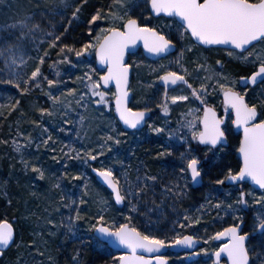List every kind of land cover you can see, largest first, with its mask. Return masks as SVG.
Segmentation results:
<instances>
[{"label": "rangeland", "instance_id": "1", "mask_svg": "<svg viewBox=\"0 0 264 264\" xmlns=\"http://www.w3.org/2000/svg\"><path fill=\"white\" fill-rule=\"evenodd\" d=\"M83 4V0H0V25H10L25 13H31L33 22H38L41 25V30L35 32L36 39L29 38L25 45L26 66H20L18 69L22 77L21 88L26 86L23 79H27L37 65L40 66L42 73L39 81V85L42 87L27 85L29 91L22 92L15 86V83H8L15 77L9 74L4 66L3 57H0V116L7 119L8 115L15 113L17 119L13 120L14 122L16 120L15 124L13 122L9 126L8 139H2L3 144L9 145L11 148L13 160L11 161L10 178L16 185L17 193L11 195L6 192L5 185H1L3 197L6 199L4 210H10L12 215L10 222L14 224L16 231L12 252L7 257H4L3 254L0 255V264H90L85 256L88 249L97 251L99 255L103 256L107 260L105 264H116L120 254L100 242L94 236V229L90 227V224L95 222L94 217L101 212L109 219H114L118 224L125 223L130 214L137 211V209L131 208V203H137L140 199L134 200L132 196H128L122 207H116L111 193L96 181L90 173V169L111 165L122 185L125 183V172H127V179L134 185L144 184L145 172L141 173L137 168L140 165H132L130 158L133 156L135 145L147 137L157 138L156 141L164 145L162 151L171 147L180 153L185 151L190 143L194 153L201 159L203 183L195 189V194L190 193L192 212L191 214L189 211L187 213L186 208L181 211L184 218L185 216L191 218L188 220L189 227H187L193 230L190 234L202 237L203 246L198 251L200 257L196 261L188 263L185 261L186 254L167 253L165 256L168 258L169 264H212V252L206 254L200 250L204 248L215 250L221 244L209 240L208 237L213 236L218 231L217 229L225 223H240L241 220L246 223L244 232H249L250 237H253L250 250L254 253L264 251V235L258 232L253 234L256 214L262 209L254 204L252 196V193H255V198H258L260 195H264V191L246 188L244 192L248 193L246 196L248 203L243 205L237 203L240 193L236 191L237 188L229 186L228 181L223 184L216 183L223 177L228 167L236 168L232 152L227 151L226 146L222 145L211 147V150H209L210 147L202 148L199 142L190 138V131L186 124L181 127L185 120H192L193 115L202 114L198 100L190 97L189 101L169 104L171 111L163 112L160 105L164 101L165 88L156 78L169 70L185 74L181 67L182 64L190 74L188 77L190 83L195 86L200 83L211 85L215 84V80L205 81L203 79L205 76L224 73L231 79L238 80L240 71L244 70L246 73L244 76H248L255 70V66L239 59L236 53L229 56L228 52L232 50L205 49L196 45L192 40L181 41L179 31L183 29L178 31V26L173 27L169 36L177 46L173 54L156 61L147 59L140 50L129 56V64L133 65L130 80L132 96L130 107H149L155 111L142 130L125 132L114 113L115 96L112 94L115 91L113 87L100 88V90L109 93L108 104H97L98 96H86L80 103H77V100L80 99L79 96L70 95L67 91L71 88H76L78 92L87 90L85 88L86 81L78 80L77 77L82 78L89 71V65L95 69L94 76L97 78L103 73L95 68V51L89 53L88 59L80 63L77 61L81 57H76L74 52L67 57L71 63H68L64 54L60 53V48L64 44L69 45L70 40L67 38V33L73 26V22L77 21ZM77 5H80V11L76 17H73L72 12ZM143 7L144 4L140 3L139 7L134 9V14H139ZM53 8L55 11H52ZM145 15L147 14L145 13ZM99 22L100 29L111 24V20ZM151 24L159 28L160 25H175L176 21L161 16L159 19L153 17ZM9 31L15 32V30L4 29V35L8 36ZM61 33L63 35L60 41H57V45L49 47L54 35ZM15 34L18 35V32ZM188 45H194V47L189 50L186 47ZM256 48L259 50L264 48V45H257ZM40 56H45L42 64L39 61ZM49 56H52V59ZM46 58H49V64L45 61ZM177 60L180 63H177ZM217 60L223 61V64L217 65ZM197 64L205 65L206 70L198 69ZM48 79L58 80L62 83L49 86ZM221 82H223L222 79ZM262 87L264 84L255 86L256 93H259ZM237 88L241 92L243 91L239 84H237ZM49 91L54 96H61V100L54 104L48 95ZM181 94H189L186 86L180 85L168 89L169 98L172 95ZM24 97H26L24 102L28 103L29 112L26 116H20L22 115L23 106L21 103ZM206 99L208 104L214 105L216 108L223 106L222 93L218 90L213 93L211 87L208 89ZM17 100H19V104L12 108L11 105L15 104ZM40 108L51 109V114L41 113ZM190 108L199 111L193 115L182 116V113L186 114ZM165 123L169 129L178 130L177 134L168 137L167 132L161 134L152 131L151 125L163 126ZM229 126L231 134H228V137L230 136L229 139L233 140L234 143L231 146L237 151L238 134L232 133L234 132L232 122ZM20 133L23 135L21 136ZM108 133L116 135L121 143L113 144L111 149L105 147L103 155H98L95 161L91 160L88 150L92 149L93 154L100 151L99 145L104 142ZM49 135L51 140L45 145L44 141ZM181 135L188 137V142L180 140ZM29 136L32 138L31 141H28ZM13 140L23 143L24 146L20 152L16 151ZM69 146H71V151ZM81 149L84 151H80ZM77 153H79V158H77ZM22 158L30 163H37L45 171L44 178L41 179L31 166L25 169ZM179 161L183 163L180 155ZM178 173L182 187L185 189L188 186L191 187L190 176L185 178L180 171ZM151 174L153 175L149 176H156L154 173ZM0 182L2 183V179ZM147 183L149 186H158L160 189H164L161 187L162 182L158 180V177L155 182L149 180ZM54 185L59 186L54 187ZM62 195L64 196L63 200H61ZM183 196H185L184 193ZM101 198L104 199L107 207L101 203ZM81 199L85 201L84 204L80 203ZM9 201H11L10 204ZM217 201L221 202L219 208L215 207ZM125 202L129 205L128 208H124ZM68 204L72 206L66 207ZM228 204L237 207L239 215L231 210L226 212ZM77 209L80 211L81 219L74 220V227L70 230L68 227L69 218L76 215ZM196 219L199 220L198 224L191 222ZM50 221L55 223H50ZM31 241H35V243L32 244ZM256 264H259V261H256Z\"/></svg>", "mask_w": 264, "mask_h": 264}, {"label": "snow or ice", "instance_id": "2", "mask_svg": "<svg viewBox=\"0 0 264 264\" xmlns=\"http://www.w3.org/2000/svg\"><path fill=\"white\" fill-rule=\"evenodd\" d=\"M140 3H143L144 7L140 9L139 14H134V9L139 7ZM52 11H55V8ZM79 11L80 5H77L72 16L76 17ZM161 14H167L166 19L176 21V24L160 25L159 28L151 24V19L153 17L159 19ZM177 17L179 20L176 19ZM102 20H111V24L106 28H101L94 40L83 43L79 49L74 45L64 44L60 48V53L64 54L68 63H71V60L67 59L71 53L74 52L76 57H82L95 51L99 61L106 65L107 71L97 78L94 76L95 69L89 65V71L82 78L77 77L78 80L86 81L85 88L87 90L78 92L76 88H71L67 91L70 95L79 96L80 99L77 100V103H80L86 96H98L97 104H108L110 95L100 90L101 84L106 85L115 81L116 92L112 94L115 96V112L117 118L130 129H137L140 125L146 124L151 113L149 107H129V93L131 91L129 73L133 65L127 63L125 57L130 48L135 46L138 41H143L144 48L152 54L166 53L174 47L173 40L169 38L171 29L178 26V31L183 29L179 31L181 41L194 38L196 43L202 45L232 46V51L228 52L229 56L236 53L239 59L255 66V70L249 76H241L238 80L231 79L224 73L205 76L203 78L205 81L215 80V84L211 85L200 83L195 86L190 83L188 78L190 74L182 64L181 67L185 74L182 75L178 71L169 70L156 78L163 81L165 86L164 101L160 105L163 112L171 111L169 104L186 102L189 101L190 97L201 103L203 114L193 115L199 110L190 108L186 114L182 113V116L193 115V119L185 120L181 127L186 124L190 131V138L204 146H217L227 140L228 119L231 118L230 113L234 114V119H231V122L237 129H242L243 133L238 141L240 156L238 170L228 167L226 173L216 183L223 184L225 181L241 183L246 178H250L260 189H264V87L260 89L259 93H256L254 87L257 84H264V48L259 50L256 48L257 45H264V0H112V4L108 6L107 10L104 8L97 9L88 23L93 25ZM4 29L15 30L18 35L14 31H9L8 36H5ZM39 30H41V25L38 22H33L31 13H25L10 25H0V57H3L4 66L9 74L15 77L8 83H15V86L22 92L29 91L27 85L38 86L42 76L41 68L37 65L28 78L23 79L26 86L21 88L22 77L18 69L20 66H26L25 45L29 38L36 39L35 32ZM88 31L92 32V27H89ZM62 35L63 33L54 35L49 47L56 46ZM186 47L191 50L194 45ZM44 58L45 56L39 57L41 64L44 62ZM176 62L180 63L179 60ZM216 64L222 65L223 61L217 60ZM196 67L206 70L203 64H197ZM47 83L49 86H55L62 82L48 79ZM178 84L185 85L189 94L172 95L169 98V86ZM237 84L243 89L242 92L238 90ZM39 86L42 87V85ZM209 87L212 88L213 93L217 90L222 93L224 116L218 115L216 107L207 103L206 97ZM48 95L54 104L61 100V96H54L51 91L48 92ZM18 104L19 100L11 107L15 108ZM39 111L43 114H51L49 108H40ZM151 127L152 131L156 133L167 132L168 137H173L178 131L169 129L166 123L163 126L153 124ZM20 135L22 136L23 133ZM31 139L29 136L28 141ZM179 139L188 142V137L184 135H181ZM50 140L51 136L49 135L44 144L47 145ZM109 141L112 143H108ZM120 143L121 140L116 135L108 133L104 142L99 145L100 151L93 154V150L89 149L88 154L91 156V160L95 161L98 155H103L105 147L111 149L113 144L119 145ZM13 144L18 152L24 146L18 140H13ZM69 150H72L71 146H69ZM80 151H84V149ZM171 152L172 149L169 147L157 155H167ZM179 155L184 164L179 170L180 173L185 178L190 176L192 181L198 182L199 178L202 177V165L201 159L194 153L192 145L188 143V147ZM77 158H79V153H77ZM22 163L25 169L31 166L41 179L44 178L45 171L37 163H30L23 158ZM95 171L110 186L117 203L124 202L128 196H132L134 200H139L149 186L147 181L155 182L157 180L156 176H149L145 173L143 177L145 183L134 185L127 179V172H125V183L122 185L111 165L97 168ZM58 186L54 185V187ZM179 187L176 181L172 182L171 187L165 185V195L169 192H176ZM179 194H182V191ZM247 195L248 193L241 191L237 203L247 205ZM252 196L254 197V204L262 209L256 214L253 234L258 232L264 235V195L255 198V193H252ZM63 199L64 196L62 195L61 200ZM10 203L11 201H9ZM80 203L84 204L85 201L81 199ZM101 203L107 207L103 198H101ZM71 206V204L66 205V207ZM130 206L132 209L137 208L136 203H131ZM220 206L221 202L217 201L215 207L219 208ZM228 210L239 215L238 208L233 207L232 204L226 206L225 211ZM80 219V211L77 209L76 215L69 218V229H73L74 220ZM190 219V217H185V220L180 222L181 227H189L188 220ZM94 220L95 222L91 223L90 227L100 233L101 238H107L113 244L125 246L126 250L119 255L116 264H168V258L165 256L139 255L138 253L143 250L152 254L171 245L192 246L197 239H202V237L179 233L172 236L167 233L161 235L149 230V228L154 227L151 221H149V228L141 231L140 228L131 224V216L128 217V222L118 224L114 219H109L101 212L94 217ZM191 222L198 224L199 220L196 219ZM50 223L55 222L50 221ZM242 224V220L240 223H233L208 237L209 240H219L221 237L228 238L227 243L221 244L215 250L208 248L200 250L206 254L212 252L215 257L212 264H224V259H226L227 264H256V261H259V264H264V251L254 253L250 250L247 244L250 234L243 231ZM15 231L14 224L7 217L0 219V255L14 242ZM30 243L34 244L35 241ZM194 254L198 253H186V255Z\"/></svg>", "mask_w": 264, "mask_h": 264}, {"label": "trees", "instance_id": "3", "mask_svg": "<svg viewBox=\"0 0 264 264\" xmlns=\"http://www.w3.org/2000/svg\"><path fill=\"white\" fill-rule=\"evenodd\" d=\"M83 2L84 4L81 8V12L77 16V21L73 22V26L67 33V38L70 40L69 45H74L77 49L81 48L83 43L95 39L97 33L100 31V22L89 25L88 21L91 20V16L95 14L97 9H105L112 3V0H83ZM89 27H92V32L88 31ZM88 54L89 53L82 56L80 60L77 61V63L86 61L88 59ZM51 57L52 56H49V58ZM49 58L45 59L47 64H49ZM238 74L241 77L246 73L244 70H242ZM25 98L26 97L22 99L21 105L23 106V110L21 109L22 115L20 116H26L29 112V106L27 105L28 103L24 102ZM14 119H16L15 113L8 115L7 119L0 116V180L2 179V183L0 182V219L7 217L9 221L12 219V215L10 214V210H4L6 199L3 197V187L1 185L4 184L6 192L11 195H15L17 192L16 185L10 178L12 166L11 161L13 160V158H11V148L9 145L7 146V144H3L2 139H8L10 135L9 126L14 122ZM156 139H154V137H147L142 142L136 144L135 148H133V156H131L130 161L132 165H140V167L137 168L140 169L141 173L145 172L148 175H153L151 173H154L158 177V180L162 182V188H164L165 185L171 187L173 181L178 182L180 187L176 192H169L167 195H165L164 189H160L158 186H148L145 191L147 193H144V195L140 198V201L136 203V213L132 212L130 214L131 224L140 228L141 231H144L146 228H149V221H151L154 227L149 228V230L158 232L161 235L164 233H167L169 236H172L176 233L182 235H191L190 232L193 231L191 228H182L180 226V222L185 220L181 211L186 208L187 213L189 211V214H191V208L193 206L190 205V193L195 194L196 190L192 189L190 186H188L186 189L182 187L183 185L178 171L181 167H183V164L179 163V152L172 149L171 154L158 156L157 153L163 152L162 149L164 145L161 142L156 141ZM232 141L233 140L231 139L228 140V145L225 149L232 152L234 162L236 163L235 167L237 168L239 160L236 154L237 151H235L234 147L232 148L234 143ZM229 186L237 188L238 190L236 191L239 192L244 191L249 187L247 183L243 182L235 183ZM181 191L182 194H179ZM183 193L185 196H183ZM125 207H129L126 202L124 208ZM130 212L131 211L129 210V213ZM126 222H128V219L125 220V223ZM229 225L231 224L225 223L217 230L220 231ZM252 241L253 237L250 238L247 243L249 247L252 245ZM11 252L12 246L3 252L4 257L9 256ZM85 256L88 258V262L90 264H105V261H107L105 258H103V256L99 255L97 251H92L90 249L86 250Z\"/></svg>", "mask_w": 264, "mask_h": 264}, {"label": "water", "instance_id": "4", "mask_svg": "<svg viewBox=\"0 0 264 264\" xmlns=\"http://www.w3.org/2000/svg\"><path fill=\"white\" fill-rule=\"evenodd\" d=\"M167 14H161L160 17H166ZM177 20H179V18L177 17L176 18ZM196 45L202 47V48H205V49H209V48H220V49H225V50H232V46H228V47H225V46H220V45H202V44H199V43H196L194 41V38L191 39ZM176 44L174 43V47L170 48L168 50V52L166 53H161V54H152L150 52H148L147 49L144 48L143 46V41H138L137 44L135 46H133L132 48H130L129 50V53L126 54V57H125V60L127 62L128 60V56L129 55H132L134 53H136L137 51H141L142 54L149 60L151 61H156V60H159V59H163L171 54H173L175 51H176ZM239 51V50H237ZM94 63H95V68L96 70L100 71V72H106L107 71V67L106 65L102 64L99 59L97 58L95 52H94ZM102 73V74H103ZM131 75H132V69L130 70V73H129V82L131 80ZM249 76V75H248ZM160 84L161 85H164V82L160 80ZM179 85V84H178ZM259 85V84H257ZM256 85V86H257ZM173 86H176V85H173ZM173 86H169V87H173ZM101 87L103 89H108L109 87H113L114 88V91L116 92V87H115V81H111L110 83L104 85V84H101ZM255 87V86H254ZM131 92L129 93V107H130V101H131ZM222 100H223V97H222ZM113 107H114V113H115V116H116V119L117 121L119 122L121 128L125 131V132H132V131H137V130H141L145 127L146 124H142L140 125L137 129H130L128 128L126 125L123 124L122 121H120L118 118H117V113L115 112V99L113 101ZM152 116V111L151 113L149 114V118L148 120L150 119V117ZM233 117H234V114H233ZM233 127H234V130L237 132V133H241V136H242V129H237V127L233 124ZM228 144V141H224L220 144H218L217 146L219 145H222V146H227ZM237 157L238 159L240 160V156H239V153H238V149H237ZM95 169L97 168H91L90 169V172L91 174L95 177L96 181L101 185L103 186L104 188H106L112 195V199L116 205V207L120 208L123 206L124 202H121V203H117L115 202V197H114V193L112 192L110 186L107 185V183L105 181H103L102 177L99 176V174L95 171ZM235 181H229V183H233ZM243 182H247V184L253 188V189H256V190H264V189H260L259 186L257 184H255V182H253L250 178H246L245 181ZM202 185V178H199L198 182L196 181H192V187L194 189L196 188H199L200 186ZM244 227V223L242 224V229ZM93 234L94 236L102 243L106 244L110 249H112L114 252L116 253H119L121 254L123 251H125V246L124 245H119V244H113L110 242V240H108L107 238H101V234L96 232L95 230H93ZM227 240L228 238L227 237H221L219 240H214L215 243H221V244H225L227 243ZM13 243H11L6 249L8 250L11 246H12ZM203 245V241L201 239H197L196 243L192 246H186V245H171V246H168V247H165L164 249L160 250L159 252H155V253H152V254H149V253H146L145 251L141 250L138 254L139 255H154V256H165V254L170 251L172 253H176V254H181L183 252H191V253H197V250L200 249ZM199 257V254H194V255H190L186 258V261L189 262V261H194L196 260L197 258ZM213 259H215L214 255H213ZM168 264H169V260H168ZM224 264H227V261L226 259H224Z\"/></svg>", "mask_w": 264, "mask_h": 264}, {"label": "flooded vegetation", "instance_id": "5", "mask_svg": "<svg viewBox=\"0 0 264 264\" xmlns=\"http://www.w3.org/2000/svg\"><path fill=\"white\" fill-rule=\"evenodd\" d=\"M130 56V55H129ZM129 56H128V60H127V63H129ZM180 85H183V84H179V85H176V86H173V87H177V86H180ZM162 86H164V85H162ZM183 86H185V85H183ZM173 87H169V88H173ZM164 88H165V86H164ZM168 88V89H169ZM223 103V102H222ZM199 104H200V108L202 109V105H201V103L199 102ZM216 110H217V114L218 115H221V116H224V104H223V106H222V108H216ZM151 111H152V114L154 113V109H151ZM203 114V113H202ZM201 114V115H202ZM230 116H231V118L230 119H228V126H227V128H226V133H227V141L229 140V137H228V134H231V132L229 131V129L228 128H230V123H231V119H234V117H233V114L232 113H230ZM232 126H233V124H232ZM233 130H234V127H233ZM138 131V130H137ZM132 132H134V131H132ZM234 135H236V134H238L237 136H238V141H239V139H240V137H241V133L239 132V133H237L235 130H234V132H232ZM200 144V143H199ZM200 145H202V144H200ZM239 146V145H238ZM206 147H216V146H204V145H202V148H206ZM176 149V148H175ZM238 149V148H237ZM180 154V153H179ZM236 154H237V152H236ZM238 158V157H237ZM240 161V160H239ZM179 163H181L180 161H179ZM183 164V163H182ZM183 166H184V164H183ZM202 178V177H201ZM229 182V181H228ZM202 183H203V179H202ZM235 183H237V182H233V183H229V185H232V184H235ZM243 183H247V182H243ZM248 185V184H247ZM249 186V185H248ZM191 187H192V180H191ZM250 187V186H249ZM193 188V187H192ZM251 188V187H250ZM194 189V188H193ZM253 189V188H252ZM256 190V189H255ZM264 191V190H263ZM243 223H244V227H245V225H246V223H245V221L243 220ZM244 227H243V231H244ZM251 238V237H250ZM249 241V240H248ZM248 241H247V243H248ZM220 243V242H219ZM221 244V243H220ZM203 246V245H202ZM219 248V247H218ZM199 251V249L197 250V253L199 254V257H200V253L198 252ZM167 253H172V252H170V251H168ZM166 253V254H167ZM165 254V255H166ZM173 254H176V253H173ZM181 254H186V252H183V253H181ZM188 256H190V255H187L186 256V258L188 257ZM166 257V256H165ZM198 257V258H199ZM186 258H185V261H186ZM197 258V259H198ZM196 259V260H197ZM196 260H194V261H196ZM212 260H213V254H212ZM187 262V261H186ZM190 262H193V261H189L188 263H190Z\"/></svg>", "mask_w": 264, "mask_h": 264}]
</instances>
